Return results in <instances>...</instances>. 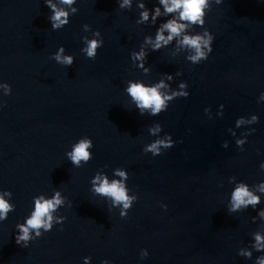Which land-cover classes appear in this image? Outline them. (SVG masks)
I'll use <instances>...</instances> for the list:
<instances>
[{"label":"water","instance_id":"95a60500","mask_svg":"<svg viewBox=\"0 0 264 264\" xmlns=\"http://www.w3.org/2000/svg\"><path fill=\"white\" fill-rule=\"evenodd\" d=\"M146 3L151 8L156 0ZM77 7L70 24L53 31L44 0H0V82L12 86L0 111V189L11 190L16 205L0 224V264H83L86 256L92 264H253L237 250L258 227L251 223L256 212L230 215L225 204L229 177L264 180V102H257L264 91V0L213 5L206 27L216 36L214 51L199 65L167 49L149 55L147 80L179 70L177 83L187 81L191 93L157 117L126 108L124 92L128 80L145 79L130 52L154 28L137 25L135 7L121 11L116 0H79ZM86 23L105 41L94 61L80 54ZM60 46L76 57L69 68L50 59ZM220 104L223 117L216 116ZM250 114L260 121L241 152L227 129ZM154 122L176 141L155 158L142 152L154 139L147 132ZM85 135L93 139V159L74 168L65 152ZM117 167L128 169V185L139 195L125 219L89 190L97 170L111 175ZM54 188L72 201L60 211L63 230L57 225L28 248L17 245L15 224L32 197ZM145 248L149 256L140 260Z\"/></svg>","mask_w":264,"mask_h":264},{"label":"clouds","instance_id":"9594fccd","mask_svg":"<svg viewBox=\"0 0 264 264\" xmlns=\"http://www.w3.org/2000/svg\"><path fill=\"white\" fill-rule=\"evenodd\" d=\"M79 0H44L49 9L48 21L53 31H60L71 22V17L79 12L77 7ZM119 10H137L135 23L154 28V32L144 35L138 50L130 52L132 66L142 72L145 79H130L126 82L124 92L128 97L129 110L136 109L140 116L157 117L167 112L172 102L180 98L190 96L189 84L185 80L177 83V77L183 75L182 71L174 74L162 73L155 81L147 80L151 74L148 66V57L153 52L167 49L172 58L183 56L191 65H199L209 59L214 51L215 34L206 27L208 13L213 5H222L224 0H156L149 8L146 0H116ZM80 36L82 47L80 54L88 60H95L99 50L104 46V37L99 30H93L90 24L82 26ZM57 64L69 68L76 60L75 55L66 53L64 46H60L50 56ZM175 84V87L173 86ZM12 95V86L7 82H0V111L6 107L3 97ZM258 103L264 102V91L258 96ZM224 104L219 105L216 116L223 117ZM209 119L213 118L210 107L204 109ZM260 117L257 114L240 116L235 120V126L227 129L235 138V145L241 151H245L248 138L256 132L253 125L258 124ZM238 129H244L237 133ZM147 132L154 137L145 143L142 152L159 157L165 151L173 148L176 141L170 133H165L159 122H154L147 128ZM163 133V134H162ZM229 142L225 140L221 147L229 148ZM93 139L87 135L80 137L70 145V150L65 152V157L74 168H82L93 159ZM107 167V166H105ZM259 169L264 173V161L259 164ZM129 171L124 167L112 170L111 175L103 169L97 170L90 179V192L100 197L106 204L108 212L117 210L121 219L128 216L129 211L139 201V195L129 187ZM232 185L227 194L225 207L230 215L244 213L251 208L256 212L251 217V223L257 224L255 231L249 233L248 243L237 250V255L245 260L253 261V264H264V180L250 184L239 180L233 175L228 178ZM223 187V185H220ZM72 207V201L58 188H54L51 194L40 193L32 197L29 204V212L22 222L15 224V243L23 248H28L34 241L42 238L52 231L57 225L62 226L67 217L60 214L62 208ZM160 207L166 212L168 205L161 203ZM16 210L13 203V192L8 189H0V224L4 223L9 215ZM254 253H259L254 257ZM149 256L148 249L140 250V260ZM83 264H92V257H83ZM101 264H113L109 259H104Z\"/></svg>","mask_w":264,"mask_h":264}]
</instances>
